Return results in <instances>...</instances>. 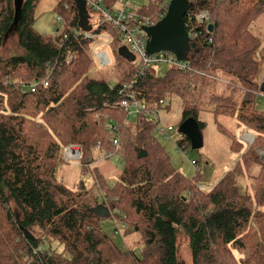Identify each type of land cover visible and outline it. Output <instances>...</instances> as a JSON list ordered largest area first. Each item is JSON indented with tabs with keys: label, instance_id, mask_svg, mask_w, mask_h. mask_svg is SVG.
Here are the masks:
<instances>
[{
	"label": "trees",
	"instance_id": "obj_1",
	"mask_svg": "<svg viewBox=\"0 0 264 264\" xmlns=\"http://www.w3.org/2000/svg\"><path fill=\"white\" fill-rule=\"evenodd\" d=\"M95 1L111 12L127 2ZM165 1L131 9L157 22ZM38 2L0 0V264H179L180 236L189 240L192 264H264V160L259 153L264 113L255 107L256 95L264 93L258 61L262 42L251 28L264 12V0H190L186 23H194L196 12L208 11L214 25L211 30L206 23L194 24L199 35L186 55L193 75L176 68L163 75L156 68L144 75L131 70L115 84L92 76L97 62L92 49L99 39L86 32L108 33L115 44L117 30L100 20L92 23L77 0H63L58 5L66 23L63 32L44 35L34 26ZM85 3L86 11L91 8L100 18ZM13 29L19 50L5 57L1 50ZM208 78L223 86L221 93L206 96L216 124L222 126L220 117L228 116L235 127L254 133L256 141L206 191L173 166L157 139L154 115L135 114L134 122V115L114 106L131 94L150 110L161 107L163 112L179 98L181 123L194 117L203 132V96L214 84ZM133 80V87L120 93ZM161 99L168 104L160 106ZM111 119L112 130L107 128ZM181 135L175 144L186 149L191 142ZM231 136L233 147L240 149L242 143ZM72 144L81 147L87 173L93 176L96 169L101 175L92 188L71 189L57 178L63 152ZM141 151L147 153L143 158ZM102 154L124 160L114 184L96 165ZM98 207L107 213L101 215ZM112 210L143 236V247L124 249L106 232L103 224Z\"/></svg>",
	"mask_w": 264,
	"mask_h": 264
},
{
	"label": "rangeland",
	"instance_id": "obj_2",
	"mask_svg": "<svg viewBox=\"0 0 264 264\" xmlns=\"http://www.w3.org/2000/svg\"><path fill=\"white\" fill-rule=\"evenodd\" d=\"M38 1V5L35 9V28L44 35L56 36L57 34L62 33L66 25L65 20L63 19L62 22H58L57 19L59 16H62L58 9V5L63 0ZM129 1L130 5L132 7H136L137 9L144 4H148L150 0ZM87 12L89 20L92 23H97L99 21L98 14L95 11L89 8ZM251 28L253 32L259 36L262 42L258 53V61L260 62V67L262 68V78L264 79V12L252 22ZM120 46L121 43L117 42L111 46L101 48V50H107L111 59V64L107 67H100L97 62H94L91 73L93 77L105 79L111 84H115L118 83L124 76L129 74L131 70L138 71L141 64L140 57L132 62L125 60L118 53ZM18 50V36L16 29H13L3 45L1 53L3 56L9 57ZM154 66H157V69L161 71H166L169 68L166 64H156ZM207 80L214 83L213 78H208ZM222 87L223 86L221 85L210 83V86L205 90L206 95L203 96L204 108L201 113V119L205 121L206 127L203 130L204 146L201 149H193L191 146L185 149L179 144H175V141H178L179 136L181 135L179 127L182 120L183 106L179 98L172 99L169 110L166 109L162 112L163 122H165L166 125H172L174 128L171 132V135L175 138L174 141L169 140L166 135L161 132H159L160 135H157L158 141L169 154L173 166L188 179L199 182V187L206 191L211 190L228 171L236 166L243 152L247 148V143L242 139L245 128L235 127V121L228 116L220 117V122L223 124L222 126L217 125L215 122V115L212 112L213 104H210L206 96H209L208 93L210 94L211 92L216 94L221 93ZM255 100L256 110L260 113H264V93H258ZM131 120L134 122L136 121L135 115L131 117ZM231 133L235 134L236 140L242 143L240 149L233 147V138ZM261 150L264 149H260L259 153ZM100 157L101 156H99V161L96 165H98L101 173L107 176L108 184H114L117 181V177L124 169V160L121 159L118 161V157L104 160ZM193 162H195L196 165H194ZM76 164H67V162L64 161V163L58 166L56 173L57 178L61 183L71 189L79 188L81 184H84L85 187L89 189L94 186L95 181L100 183V179L98 178L100 173L97 172L96 169H94L93 176H91L87 173L85 167L82 166L84 165L83 161H81L80 164ZM246 185L247 181L242 180V188L245 189ZM99 193L102 195L104 192L100 191ZM11 205L13 210L20 213L13 202ZM262 209L264 210V207H262ZM117 221L115 213L113 212L103 224L104 229L114 237L115 242L124 249L137 250L143 247V236L136 233L127 225H122L119 235H116L115 227L116 224H118ZM45 244L43 245L44 248L47 246ZM178 258L179 264H192L189 240L185 236H180L179 239Z\"/></svg>",
	"mask_w": 264,
	"mask_h": 264
},
{
	"label": "built area",
	"instance_id": "obj_3",
	"mask_svg": "<svg viewBox=\"0 0 264 264\" xmlns=\"http://www.w3.org/2000/svg\"><path fill=\"white\" fill-rule=\"evenodd\" d=\"M87 4L90 6H93V8L100 14L99 20L101 23L108 24L112 26L115 30H117V35L119 37V42L121 45H126L129 50L135 55L136 59L140 57L141 64L138 69V75H144L150 68H156L157 66H154L156 64H166L169 66L168 69L176 68L179 71L190 73V75H193V70L190 66V64L187 61H181L177 58V56L172 52H160L153 55H149L147 52V42H148V36L147 33L143 30L144 26H151L154 25L156 22L153 21L150 17H142L138 14L137 11H134L131 9L130 1L127 0L120 8L119 10L115 12H111L106 7L102 6L101 4L96 3L95 0H86ZM170 0H166L163 8L165 12L160 16V18L157 20V22L165 16L168 6H169ZM188 15V13H187ZM190 15V13H189ZM194 23H186V28L190 35V42L193 40H196L198 38V32L196 31L194 24L196 23H206L211 24L212 22V16L210 12L208 11H199L196 12L193 16ZM58 22H62L63 18L62 16H59L57 19ZM189 22V21H188ZM76 31V30H74ZM86 36L88 38H97L99 39L96 44L94 45L92 49V54L94 55V58L97 60L100 67H107L111 64L110 56L107 52V50H101V48L105 46H111L113 45L114 37L108 33H100L93 35L92 32H86ZM66 37V36H65ZM158 73L161 72V70L157 69ZM164 72L162 71L160 75H163ZM208 76V75H207ZM134 83H136L135 80H133L132 83L124 85L120 93L127 92L128 89L132 88ZM45 86L48 85L47 81H44ZM38 84H34L31 86V91L35 92L37 89ZM160 106H166L168 104L167 99H161L159 101ZM116 109H125L129 112L130 115H139L142 114L147 119L156 117V119L159 122V126L157 128L158 134L159 132L166 135L167 138H171V132L173 131L172 126H166L162 123V108L155 109L154 111L150 110V108L136 100L133 99V96L130 94L127 98L122 99L119 103H117L114 106ZM112 123L113 120H110V123L107 124V128L112 130ZM182 135H180V138ZM242 139L247 143V146H251L256 141V135L248 130L243 131ZM114 144L116 147H118V137L114 140ZM261 157L264 156V150H261L260 152ZM106 157H115L112 154H102L101 159H105ZM63 159L67 162V164H80L82 159V149L80 146L72 144L66 147V149L63 152ZM194 165H196L195 162H193ZM77 165V164H76ZM80 166V165H79ZM118 224H116V231L115 234L118 235L121 230V226L124 225L122 222L117 221ZM125 226V225H124Z\"/></svg>",
	"mask_w": 264,
	"mask_h": 264
},
{
	"label": "water",
	"instance_id": "obj_4",
	"mask_svg": "<svg viewBox=\"0 0 264 264\" xmlns=\"http://www.w3.org/2000/svg\"><path fill=\"white\" fill-rule=\"evenodd\" d=\"M17 5L22 4V0H16ZM81 13L85 12V0H77ZM190 8V0H170L168 10L158 22L151 26H144L143 30L147 33V52L153 55L160 52H172L181 61H186V55L190 49V35L186 28V15ZM209 28L213 30L214 25L209 24ZM86 29V28H85ZM119 55L125 60L132 62L136 60L135 55L126 45H121L118 50ZM264 92V82L261 84ZM179 132L187 136L191 142L193 149H201L204 146V136L197 120L190 117L181 123ZM147 155L145 151H141L140 158ZM264 160V156L262 157ZM101 215H105L107 211L102 208H96Z\"/></svg>",
	"mask_w": 264,
	"mask_h": 264
}]
</instances>
